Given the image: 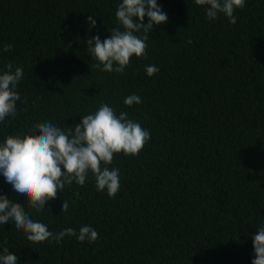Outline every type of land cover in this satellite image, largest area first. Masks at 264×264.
I'll use <instances>...</instances> for the list:
<instances>
[{
	"label": "trees",
	"instance_id": "16d2710c",
	"mask_svg": "<svg viewBox=\"0 0 264 264\" xmlns=\"http://www.w3.org/2000/svg\"><path fill=\"white\" fill-rule=\"evenodd\" d=\"M121 2L0 0V74L9 63L23 69L0 143L36 123L67 130L101 104L150 133L137 155L114 153L107 165L119 170L114 197L97 191L89 172L37 212L0 174V195L50 232L88 225L98 233L94 242L33 243L9 221L0 251L18 264H251V236L264 225V0H245L235 24L222 13L208 19L194 0H157L168 22L150 31L147 55L131 57L123 73L103 72L85 41L121 27ZM148 65L159 72L147 76ZM131 94L141 103L125 105Z\"/></svg>",
	"mask_w": 264,
	"mask_h": 264
},
{
	"label": "clouds",
	"instance_id": "9594fccd",
	"mask_svg": "<svg viewBox=\"0 0 264 264\" xmlns=\"http://www.w3.org/2000/svg\"><path fill=\"white\" fill-rule=\"evenodd\" d=\"M194 3L208 6V19L215 20L222 13L231 24L236 23L235 10L245 6V0H194ZM115 16L121 27L114 28L103 41L99 36H93L85 44L91 57L98 61L94 67L103 72L123 73L131 57L147 55L146 41L150 31L154 25L167 23L168 17L157 0H122ZM145 17L147 23H144ZM87 22L89 29L95 27L94 17L88 16ZM138 33H143L142 37ZM11 50V44L4 45L3 51ZM6 69L0 74V122L16 115V102L20 96L15 89L23 77L22 67L13 70L9 63ZM145 72L151 77L159 72V68L148 65ZM134 103H141L136 94L124 99L127 106ZM149 139V131L128 119L126 112L117 116L113 108L101 104L94 114L81 117L79 123L67 130L52 122H43L34 124L30 132L22 136H7L0 143V174L15 194L26 199L28 207L37 212L43 211L45 204L55 199L58 191L62 193L66 185L75 182L83 186L89 172L95 178L97 191L106 190L109 197H114L120 188L119 170L107 167L112 163L114 153L135 156ZM68 209L69 203L63 200L61 212ZM9 221L17 230H23L27 240L33 243L50 238L59 243L65 236H75L79 242L98 239L97 231L88 225L80 227L78 233L66 228L54 234L47 225L34 221L20 203L0 195V225ZM251 239L255 257L251 264H264V225ZM0 264H18V257L4 248L0 251Z\"/></svg>",
	"mask_w": 264,
	"mask_h": 264
}]
</instances>
